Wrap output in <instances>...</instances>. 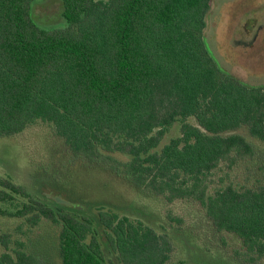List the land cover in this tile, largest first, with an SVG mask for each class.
I'll return each mask as SVG.
<instances>
[{"label": "trees", "instance_id": "obj_1", "mask_svg": "<svg viewBox=\"0 0 264 264\" xmlns=\"http://www.w3.org/2000/svg\"><path fill=\"white\" fill-rule=\"evenodd\" d=\"M34 1L0 0V136L47 123L71 162L102 163L139 196L193 201L241 240L237 257L264 258V83L209 52L210 0H61L66 24L54 28L34 20ZM0 202L18 229L58 226L62 264H166L173 251L165 225L103 207L93 220L9 176ZM10 238L0 264H46L36 240Z\"/></svg>", "mask_w": 264, "mask_h": 264}, {"label": "rangeland", "instance_id": "obj_2", "mask_svg": "<svg viewBox=\"0 0 264 264\" xmlns=\"http://www.w3.org/2000/svg\"><path fill=\"white\" fill-rule=\"evenodd\" d=\"M62 10L61 0H35L32 4L34 20L46 28L66 24ZM203 36L221 69L249 85L264 83V0H210ZM177 134L176 127L167 133ZM68 159L72 154L64 151L60 137L42 121L20 134L0 136V178L9 176L27 190L45 194L68 212L86 214L93 220L97 209L103 207L121 215L126 210L136 217L142 215L154 226L165 225L173 237V251L166 264H264V258L247 262L237 257L234 250L242 247L241 240L215 231L193 201L165 203L162 198L139 196V189L127 178L109 171L104 164L84 165ZM144 204L155 212L143 209ZM4 207L0 202V209ZM167 214L180 216L183 222H173ZM46 221L43 218L41 226L28 231L24 225L17 228L19 221L0 214V235L9 233L10 239L24 240L30 236L36 240L39 259L46 264H62L59 227Z\"/></svg>", "mask_w": 264, "mask_h": 264}, {"label": "flooded vegetation", "instance_id": "obj_3", "mask_svg": "<svg viewBox=\"0 0 264 264\" xmlns=\"http://www.w3.org/2000/svg\"><path fill=\"white\" fill-rule=\"evenodd\" d=\"M62 18H63V16H62ZM64 19V18H63Z\"/></svg>", "mask_w": 264, "mask_h": 264}]
</instances>
